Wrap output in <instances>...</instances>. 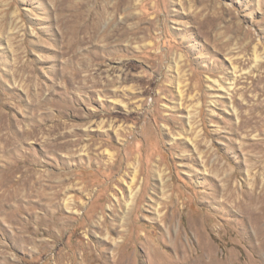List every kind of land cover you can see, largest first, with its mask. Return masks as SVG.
<instances>
[{"label": "rangeland", "instance_id": "374dc122", "mask_svg": "<svg viewBox=\"0 0 264 264\" xmlns=\"http://www.w3.org/2000/svg\"><path fill=\"white\" fill-rule=\"evenodd\" d=\"M0 264H264V0H0Z\"/></svg>", "mask_w": 264, "mask_h": 264}]
</instances>
